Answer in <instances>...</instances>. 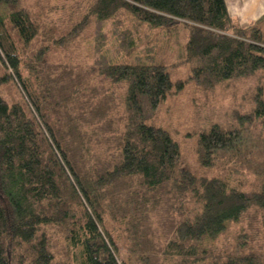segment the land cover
I'll return each instance as SVG.
<instances>
[{"label": "trees", "instance_id": "trees-1", "mask_svg": "<svg viewBox=\"0 0 264 264\" xmlns=\"http://www.w3.org/2000/svg\"><path fill=\"white\" fill-rule=\"evenodd\" d=\"M32 8L0 0V264H264L246 242L264 234V82L232 126L207 123L178 141L147 122L188 80L212 88L264 70L262 30L240 27L224 0H91L63 36L46 33ZM120 11L187 30L188 80L161 65L80 73L47 61ZM243 170L256 177L251 191L230 184ZM232 228L233 246L214 247Z\"/></svg>", "mask_w": 264, "mask_h": 264}, {"label": "rangeland", "instance_id": "rangeland-1", "mask_svg": "<svg viewBox=\"0 0 264 264\" xmlns=\"http://www.w3.org/2000/svg\"><path fill=\"white\" fill-rule=\"evenodd\" d=\"M25 2L30 9L32 5L38 8L32 10L38 14V20L46 33L63 36L85 15L91 0H25ZM254 26L259 27L264 33V21ZM187 38L188 32L181 26L170 29L150 28L139 23L127 12L120 11L106 21L91 20L78 38L67 45L53 48L47 54V61L50 64H63L65 67L69 65L71 69L80 73L90 72L91 69L108 62L161 65L167 68L172 80H188L195 62H188L186 59ZM34 43L32 44L34 48L40 50V42ZM253 74L216 84L212 88L188 80L183 91L168 95L158 109L147 118V122L168 130L178 141L195 130L205 128L207 123L217 122L225 127L232 126L234 122L232 116L235 114L237 116L238 110L242 114L251 112L250 101L255 82H264L263 69ZM4 87L10 90L9 97L16 96L17 90L13 83L10 82ZM218 173L220 170L214 169L212 175ZM231 173L234 171L231 170ZM230 184L237 188L241 185L242 190L251 191L256 185V177L251 171L243 170L242 174L231 177ZM251 214L258 223L263 218V213ZM246 219L249 221L251 218ZM255 220L252 218L253 223H257ZM235 230L232 228L215 241L214 247L223 249L233 246ZM242 233L247 235L248 229ZM247 239L246 242L254 250H264L263 233L254 236L253 232H249ZM259 244L262 245V249L258 248ZM124 257V250L120 249V260ZM161 264L173 263L163 261Z\"/></svg>", "mask_w": 264, "mask_h": 264}, {"label": "crops", "instance_id": "crops-1", "mask_svg": "<svg viewBox=\"0 0 264 264\" xmlns=\"http://www.w3.org/2000/svg\"><path fill=\"white\" fill-rule=\"evenodd\" d=\"M228 14L245 28L264 21V0H224Z\"/></svg>", "mask_w": 264, "mask_h": 264}]
</instances>
